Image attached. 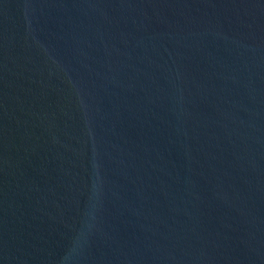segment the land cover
Wrapping results in <instances>:
<instances>
[{"label": "water", "instance_id": "1", "mask_svg": "<svg viewBox=\"0 0 264 264\" xmlns=\"http://www.w3.org/2000/svg\"><path fill=\"white\" fill-rule=\"evenodd\" d=\"M0 264H264V0H0Z\"/></svg>", "mask_w": 264, "mask_h": 264}]
</instances>
